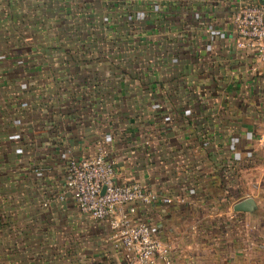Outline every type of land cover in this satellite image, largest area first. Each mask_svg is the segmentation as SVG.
Here are the masks:
<instances>
[{"label":"crops","instance_id":"crops-1","mask_svg":"<svg viewBox=\"0 0 264 264\" xmlns=\"http://www.w3.org/2000/svg\"><path fill=\"white\" fill-rule=\"evenodd\" d=\"M30 1L0 0V52L26 30L24 18L46 11ZM258 2L136 0L146 16L130 41L76 37L26 72V59H14L21 73H0V264H125L109 217L90 219L71 201L42 205L63 187L57 158L89 157L105 135L121 179L190 201L136 215L160 226L171 264H264V69L254 51L235 49L231 24L238 5ZM247 197L256 209L234 211Z\"/></svg>","mask_w":264,"mask_h":264},{"label":"built area","instance_id":"built-area-1","mask_svg":"<svg viewBox=\"0 0 264 264\" xmlns=\"http://www.w3.org/2000/svg\"><path fill=\"white\" fill-rule=\"evenodd\" d=\"M187 16L192 18L191 13ZM231 24L236 35L235 49L254 51L264 69V2L238 5ZM155 95L160 98L162 93L157 91ZM185 112L190 113L188 109ZM109 138V135L97 138L95 153L89 157L76 158L68 152L62 153L55 165L62 175L63 187L55 197L43 199L42 205L51 200L71 201L90 219L109 217L111 238L122 251L125 264H171L169 246L155 234L160 226L153 229L136 215L141 206L158 201L181 205H189L190 201L181 196L164 195L137 181L121 179L104 144ZM44 170L34 167L31 171L35 175Z\"/></svg>","mask_w":264,"mask_h":264},{"label":"rangeland","instance_id":"rangeland-1","mask_svg":"<svg viewBox=\"0 0 264 264\" xmlns=\"http://www.w3.org/2000/svg\"><path fill=\"white\" fill-rule=\"evenodd\" d=\"M83 1L89 3V7L87 6V4L82 5L81 3H84ZM95 2H97V0H40L39 2L31 0L29 3L30 5L28 6L29 10L31 9V7H34L36 9L41 8V10L46 9V11H44V14H42V16L37 18H35L37 15V13L35 12H33L34 16L32 18H24L23 22L24 26H26V30L21 32L19 38L17 37L15 38V40H12L11 45L14 46L11 47L13 50L7 49L6 51L0 52V73H13L15 75H19L21 71L16 67V64H18L19 61L15 60V62L13 61L14 59H26L24 63L25 66H22L23 68H25L24 72H26L28 68L30 69V59H38L39 57H41L40 53H43L39 51V48H37L38 44H40L41 42H46V47L48 45L52 46L55 44L56 47L61 48V46L63 47V45H66V42H71L70 44L78 45L79 42L77 38H79V41L87 40L85 38L86 34L84 33L86 32V30L90 29L88 24L86 23L84 16L87 11L83 13V10L92 9L94 10V12L96 11L100 14V18L104 15L105 21L108 18L107 23H117L118 31L125 29L126 23L123 21V14L118 12L110 13L112 11H109L108 9L106 10L105 8L100 10V4L97 5V3ZM140 12L141 13L137 14V18L135 19V21L140 18L142 19V16L145 15L143 11ZM33 20L35 22H41L43 24L41 28L44 27V31L41 29L39 30V32L34 26L30 29V27L28 26H32L31 21ZM97 29L102 31L101 27H97ZM42 31L43 33H41ZM55 49L57 50V48ZM72 49V52H75V54L80 53V50H78L80 49V47L75 48L74 46L72 47ZM61 52V50L56 51V53ZM52 55L53 54H51L50 56ZM23 84L28 85L26 81ZM1 144L2 143H0V147ZM12 163L13 162L8 161L6 163L7 168L12 166ZM3 164L4 163L0 161V169H2L1 167L3 166Z\"/></svg>","mask_w":264,"mask_h":264},{"label":"trees","instance_id":"trees-1","mask_svg":"<svg viewBox=\"0 0 264 264\" xmlns=\"http://www.w3.org/2000/svg\"><path fill=\"white\" fill-rule=\"evenodd\" d=\"M84 3H81L82 5H86L89 7V3H87L86 1H83ZM97 5L100 4L99 9H103L105 8L106 10L108 9L109 11H112L110 13H121L123 14V21L126 23V27L124 30L118 31L117 28V23H107V20L105 21V16L103 15V17L100 18V14L98 12H94V10L92 9H87V10H83V13L85 16V20L86 23L89 26L90 30H86V32L84 34H86L85 38L87 40H84L85 42L87 41L90 44H96L99 42H103V43H115L117 42H127L130 41L129 36H134L133 32L130 33V27H132V25L134 26V22L135 19L137 18V14L141 13L139 9H137V3L136 0H97ZM106 3V4H105ZM122 7V9H121ZM71 9V7H70ZM175 17V16H174ZM173 17V18H174ZM103 20V21H102ZM148 20V19H147ZM174 20V19H173ZM149 24H151L152 28H155L156 31L158 30V25H159V19L154 18L153 20H148ZM175 21V20H174ZM97 27H101V30H98ZM101 31V32H100ZM100 32V33H98ZM136 33H140L136 32ZM142 37V36H141ZM141 37H138L139 39H141ZM105 45V44H104ZM49 46V45H48ZM46 47V46H39V51L43 52L42 54H40L41 56L45 57V53L47 51V48L51 47ZM63 47H65L63 45ZM61 46V48H63ZM91 48L93 49V46H91ZM89 49V48H88ZM79 50V49H78ZM72 48H70V50H68V53L70 54L71 58H76V56H81L82 53H77L75 54V52H71ZM81 54V55H80ZM86 56H91L94 57L96 55L95 52L92 51H88L86 50L85 53ZM78 58V57H77Z\"/></svg>","mask_w":264,"mask_h":264},{"label":"water","instance_id":"water-1","mask_svg":"<svg viewBox=\"0 0 264 264\" xmlns=\"http://www.w3.org/2000/svg\"><path fill=\"white\" fill-rule=\"evenodd\" d=\"M261 2H264V0H261ZM103 191H104V189H103ZM233 209H234V211L252 212L256 209V203H255V200L253 198L247 197V198L237 202L234 205Z\"/></svg>","mask_w":264,"mask_h":264}]
</instances>
